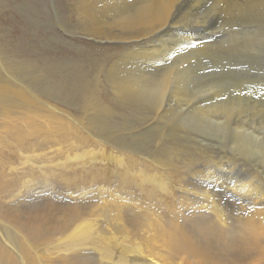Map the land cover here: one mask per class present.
I'll return each mask as SVG.
<instances>
[{"label":"rangeland","instance_id":"rangeland-1","mask_svg":"<svg viewBox=\"0 0 264 264\" xmlns=\"http://www.w3.org/2000/svg\"><path fill=\"white\" fill-rule=\"evenodd\" d=\"M237 1L242 4L230 9L231 21L209 5L203 14L175 24L169 35L186 23L203 28L199 44L169 58L159 53L149 62L148 73L179 67L192 95L190 103H173L183 131L158 141L161 126L119 103L103 72L136 41L90 34L78 13L79 0H0L2 56L20 65L22 81L39 96L31 114L7 113L0 106V231L13 256L20 248L18 222L42 223L33 254L41 264H62L66 236L83 226V219L105 243L122 239L161 260L170 256L157 236L162 216L186 212L189 203L198 207L206 197L232 203V214L244 215L248 210H238L241 198L233 190L240 185L257 186L264 197V175L247 176L248 169L264 167V0ZM90 87L117 110L118 134L89 128L83 106ZM233 107L245 108L241 125L225 117ZM227 158L235 163L218 171L221 180H199L201 171ZM183 187L193 188L191 194ZM51 206L59 211L44 216ZM75 211L84 213L82 219L63 227ZM90 255L87 261L94 263L96 254ZM17 263L25 264L18 255Z\"/></svg>","mask_w":264,"mask_h":264},{"label":"bare ground","instance_id":"bare-ground-1","mask_svg":"<svg viewBox=\"0 0 264 264\" xmlns=\"http://www.w3.org/2000/svg\"><path fill=\"white\" fill-rule=\"evenodd\" d=\"M241 4L237 0H79L77 9L90 34L99 38L136 41V44L116 54V59L103 72L119 103L137 108L144 113L147 122L154 121L161 126L160 134L156 135L157 140L161 141V138L168 137L169 140L183 131L173 112V103H190L192 95L184 86V75L179 67L148 73L149 62L157 61L159 53L169 58L181 48L199 44L196 41L199 37L197 32L203 28L188 23L175 27L169 35L171 27L178 22L185 23L189 19L187 16L201 15L209 5H213L217 13L227 14L225 19L231 21L233 15L230 9L240 8ZM218 31L213 30L212 33ZM186 33L192 34L185 36ZM18 68L20 65L5 59L0 50V106L7 113L25 109L31 114L30 110L39 96L32 85L22 81L24 74ZM236 95L233 93L232 98L236 99ZM252 97L257 98L258 94ZM254 101L252 99L251 104ZM244 110L243 107L238 110L233 107L225 113V117L232 124L241 125ZM83 113L89 128L101 135L118 134L120 129L113 120L117 110L107 104L94 87L89 88ZM230 159L219 164L213 161L212 169L211 165L209 170L201 171L203 174L198 177L199 180L218 182V171L227 172L226 167L230 168L235 163ZM248 171L247 176L253 180L264 175V167H254ZM212 185L209 187L205 184L204 188L214 189ZM233 188L241 198L238 210H248L244 215L235 217L232 203L224 202L221 205L206 197L207 203H201L198 207L189 203L186 212L162 216L157 223V236L162 245L169 249L170 256L161 260L150 257L139 246L126 244L120 238L113 243H105L101 236L98 237L92 224L86 225V220L81 218L84 213L75 211L66 218L63 227L77 219H82L83 226L67 234L62 264H264L263 193L251 184ZM160 189L165 193L168 191L164 185ZM192 189L183 187L184 192L190 193ZM204 210L205 213H201ZM58 211L56 206L48 207L44 210L48 214L44 216ZM9 218L13 219V216L9 215ZM17 225L21 228L20 248L12 250L14 256L7 249V239L0 231V264H18L17 255L25 264H41V259L33 254V250L36 249V240L43 224L18 222ZM119 233L121 238L125 237L126 226H122ZM92 253L97 257L94 263L87 261Z\"/></svg>","mask_w":264,"mask_h":264}]
</instances>
